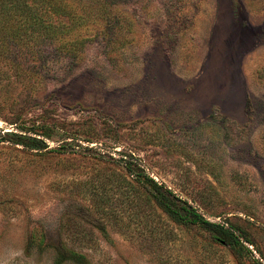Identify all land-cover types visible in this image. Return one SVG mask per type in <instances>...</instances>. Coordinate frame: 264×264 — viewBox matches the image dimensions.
<instances>
[{"label": "rangeland", "instance_id": "rangeland-1", "mask_svg": "<svg viewBox=\"0 0 264 264\" xmlns=\"http://www.w3.org/2000/svg\"><path fill=\"white\" fill-rule=\"evenodd\" d=\"M122 8L124 44H87L70 72L0 53L1 136L36 120L85 130L48 157L0 142V264H53L51 251L27 255L32 234L64 238L92 264H264V0ZM124 162L252 245L237 255L172 220L124 182Z\"/></svg>", "mask_w": 264, "mask_h": 264}, {"label": "trees", "instance_id": "trees-1", "mask_svg": "<svg viewBox=\"0 0 264 264\" xmlns=\"http://www.w3.org/2000/svg\"><path fill=\"white\" fill-rule=\"evenodd\" d=\"M131 1L0 0V53L16 64L15 60L23 55L22 50L25 49L27 54L38 61L36 67L43 75H50V65L53 62H61L67 68L66 72H70L78 63L87 44L98 40L105 42L106 47L116 43L120 46L124 44L119 41L118 36L125 29L129 32L132 24L122 7ZM24 125L25 121L18 127L17 132H4L0 135V142L7 143V146L14 147L19 152L40 157H48L51 153H66V147L72 144L75 137H82L85 132L78 123L36 120L29 127ZM55 135L57 139L61 137L62 141H67L55 148H49L46 140L55 139ZM16 146L21 149L15 148ZM123 169L124 182L143 188L146 195L172 220L208 231L212 240L227 245L237 255L242 250H247L244 242L252 245L232 224L222 225L205 220L186 202L145 174L139 165L124 162ZM34 247L40 254L51 251L53 264H92L85 254L70 247L64 238L51 242L43 236L32 234L28 239L27 255L29 249Z\"/></svg>", "mask_w": 264, "mask_h": 264}]
</instances>
